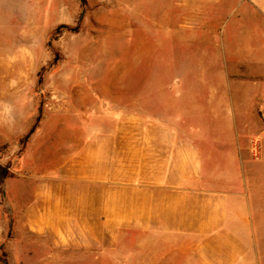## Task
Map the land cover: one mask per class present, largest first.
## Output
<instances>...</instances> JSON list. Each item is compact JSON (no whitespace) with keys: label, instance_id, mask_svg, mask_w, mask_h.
<instances>
[{"label":"rangeland","instance_id":"rangeland-1","mask_svg":"<svg viewBox=\"0 0 264 264\" xmlns=\"http://www.w3.org/2000/svg\"><path fill=\"white\" fill-rule=\"evenodd\" d=\"M129 125L195 141L213 189L246 198L264 264V17L249 0H0V264H157L133 234L57 248L27 223L63 153Z\"/></svg>","mask_w":264,"mask_h":264},{"label":"crops","instance_id":"crops-1","mask_svg":"<svg viewBox=\"0 0 264 264\" xmlns=\"http://www.w3.org/2000/svg\"><path fill=\"white\" fill-rule=\"evenodd\" d=\"M249 3L264 17V0ZM178 129L107 127L63 153L35 189L30 232L57 248L116 246L133 234L157 264H255L246 198L213 189V175L198 172L197 144L183 146Z\"/></svg>","mask_w":264,"mask_h":264},{"label":"trees","instance_id":"trees-1","mask_svg":"<svg viewBox=\"0 0 264 264\" xmlns=\"http://www.w3.org/2000/svg\"><path fill=\"white\" fill-rule=\"evenodd\" d=\"M7 178V172L5 168L0 166V183H3L4 180Z\"/></svg>","mask_w":264,"mask_h":264}]
</instances>
